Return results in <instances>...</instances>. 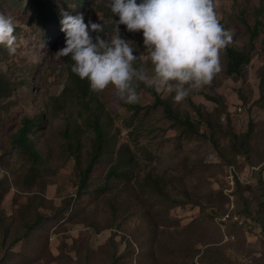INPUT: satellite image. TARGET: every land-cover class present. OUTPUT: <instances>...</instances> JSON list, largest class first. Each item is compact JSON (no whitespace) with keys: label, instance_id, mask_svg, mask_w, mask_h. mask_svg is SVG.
Instances as JSON below:
<instances>
[{"label":"rangeland","instance_id":"rangeland-1","mask_svg":"<svg viewBox=\"0 0 264 264\" xmlns=\"http://www.w3.org/2000/svg\"><path fill=\"white\" fill-rule=\"evenodd\" d=\"M108 2L52 0L62 16L83 14L85 23H102V38L114 35L118 20L105 8ZM214 5L233 36L229 46L249 53L250 64L230 76L222 51V71L210 86L193 90L181 103L174 92L159 93L197 132L169 119L162 106L153 108L155 97L146 89H136L135 104L125 103L111 86L93 92L112 144L89 193L79 196V174L89 163L95 134L76 93L65 91L66 57L57 52L65 46V33L45 25L29 0H0V13L12 17L17 37L14 53L0 45V73L11 89L0 100V260L264 264V0H214ZM119 28L135 44L134 66L151 77L142 32ZM24 117L43 118L30 134L37 161L15 139ZM66 131L81 140L78 157L69 154ZM119 153L133 158L130 175L100 191ZM153 181L164 191L156 193ZM239 218L242 223H234Z\"/></svg>","mask_w":264,"mask_h":264},{"label":"clouds","instance_id":"clouds-1","mask_svg":"<svg viewBox=\"0 0 264 264\" xmlns=\"http://www.w3.org/2000/svg\"><path fill=\"white\" fill-rule=\"evenodd\" d=\"M108 7L118 20H113L114 35L107 38L99 35L104 25L85 23L83 14L65 12L60 21L65 46L57 52L71 57L72 73L87 79L93 92L111 86L125 103L135 104L136 88L144 82L157 93L174 92V101L181 103L193 90L210 86L222 71L221 52L233 36L217 17L214 0H109ZM121 24L128 32H142L151 77L134 66L135 44L121 37ZM14 33L12 17L0 13V45L10 53L16 51Z\"/></svg>","mask_w":264,"mask_h":264},{"label":"trees","instance_id":"trees-1","mask_svg":"<svg viewBox=\"0 0 264 264\" xmlns=\"http://www.w3.org/2000/svg\"><path fill=\"white\" fill-rule=\"evenodd\" d=\"M30 4L33 6L34 11L38 14L39 18L43 21L45 25H52L55 26L56 33L63 34L64 32L61 31L62 25L60 23L63 16L59 13L58 9L52 3V0H29ZM106 9L110 8L108 5H104ZM260 12V11H258ZM260 21L259 19L256 20V25L254 26L253 36H256V33L260 31ZM227 57H228V64H227V72L230 76L240 75L241 71L244 66H247L251 62V56L249 53L241 52L233 49L231 46H228L225 50ZM74 61H72L71 57H66V64L67 70L69 73L70 84L65 87L66 93L73 91L77 95L78 103L87 109L89 112V117L92 122V129L95 134V144L94 149L91 153L89 163L85 169H81V173L79 174L80 183L78 185V195L81 196L83 194L89 193V185L91 184V178L94 176V171L96 167L102 162V159L108 153L109 147L112 144L108 133L106 131V127L104 124V120L102 115L99 114V100L94 97L93 91L89 87V83L87 79H80L76 74L72 73L71 66L73 65ZM137 69L140 70V66H136ZM136 89H146L150 92L154 97L155 101L151 105L153 108H157L162 106L165 115L174 120L177 123H180L186 127V129L197 132L198 129L196 124L192 123L189 118L181 119L180 115L176 113L173 109L171 103L167 99H162V97L157 93L153 88L146 86V84L141 83L138 85ZM11 89H10V82L6 79L3 73H0V100L7 99L10 97ZM65 93V94H66ZM135 109V108H134ZM43 118L37 119H30L28 117H24L22 119V127L18 131V134L15 136L17 143L21 146V149L25 151L30 158L37 161L39 158V154L36 151L35 147L32 144V140L30 139V134L35 132V129L42 125ZM76 134L72 135L69 131L65 132V138L67 142V149L69 154L72 157H78L80 154V145L81 140L75 136ZM133 163V158L129 155H124L122 153L118 154V158L116 164L109 170L106 178V183L99 188L100 191H105L106 189L110 188L111 183H114L119 180H125L129 177V166ZM234 168V166H230ZM236 175V173H235ZM263 182L261 181V184ZM150 187L156 192L164 191V187L161 186L160 182L153 181ZM166 198H170V195H167L164 192ZM226 212V211H225ZM224 212V213H225ZM228 212V211H227ZM226 212V213H227ZM225 213V214H226ZM234 222V221H232ZM237 223V222H234ZM28 230V229H27ZM6 230V234H7ZM25 234H28L25 231ZM18 239L14 242L17 243ZM20 241V240H19ZM6 258H2L0 260V264H5Z\"/></svg>","mask_w":264,"mask_h":264},{"label":"built area","instance_id":"built-area-1","mask_svg":"<svg viewBox=\"0 0 264 264\" xmlns=\"http://www.w3.org/2000/svg\"><path fill=\"white\" fill-rule=\"evenodd\" d=\"M237 223H239V224H240V223H242V220L239 218V220H238V222H237Z\"/></svg>","mask_w":264,"mask_h":264}]
</instances>
